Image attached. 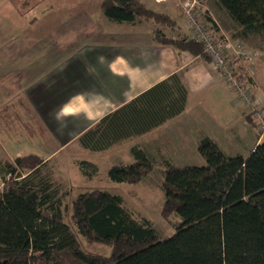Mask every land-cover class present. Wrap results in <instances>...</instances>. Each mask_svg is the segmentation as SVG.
<instances>
[{
	"label": "trees",
	"instance_id": "obj_1",
	"mask_svg": "<svg viewBox=\"0 0 264 264\" xmlns=\"http://www.w3.org/2000/svg\"><path fill=\"white\" fill-rule=\"evenodd\" d=\"M217 2L237 22L243 39L264 35V0ZM101 8L116 22L144 18L173 24L167 13L142 0H103ZM207 19L219 32L212 17ZM156 39L207 58L202 44L192 37H168L157 30ZM171 79L174 86L169 80L158 83L105 116L98 126L127 109L143 108L142 102L153 93H159L153 98L158 108L148 113L151 124L136 132L177 116L185 109L188 91L177 74ZM155 104L150 103V109ZM245 118L254 124L252 112ZM129 131L122 128L119 137L125 138ZM198 150L206 159L204 165L165 163L161 212L168 219L174 213L181 218L168 238H161L149 219L136 218L120 194L100 188L79 193L67 220L64 193L48 160L33 152L13 161L0 158L9 174L0 191V264H264V138L248 156L227 154L209 136L200 140ZM132 152V162L109 168L111 180L138 183L152 172L154 160L138 147ZM79 163L89 177L98 172L86 168L89 161ZM79 235L89 242L110 244L111 255L84 250Z\"/></svg>",
	"mask_w": 264,
	"mask_h": 264
},
{
	"label": "crops",
	"instance_id": "obj_2",
	"mask_svg": "<svg viewBox=\"0 0 264 264\" xmlns=\"http://www.w3.org/2000/svg\"><path fill=\"white\" fill-rule=\"evenodd\" d=\"M68 1L64 8L48 11L44 6L38 14L33 12L30 24L11 26L16 35L0 50V107L6 103L12 108L14 120L7 124L14 130L12 141H31L26 153L48 160L71 149L74 155H88L79 162L89 161L86 168L95 167L99 174L102 165L109 170L132 162L134 157H121L133 156V147L152 159V155H176L188 149L196 154L200 140L209 136L229 154L224 143L250 135L249 155L263 139L245 118L243 102L228 90L209 59L156 39L157 30L168 37H192L183 0H142L167 13L172 25L144 18L116 22L101 8L103 0ZM210 14L219 33L233 34L211 9ZM36 15L40 18H33ZM47 15H54L52 25ZM174 74L188 91L180 114L144 133L136 132L151 124L149 114L158 108L153 98L159 93H153L144 99L143 108L127 109L98 126L105 116L158 83L169 80L174 86ZM150 103L156 106L150 109ZM218 118L230 122L221 130L214 125ZM122 128L130 129L125 138L119 137ZM49 144L55 147L48 148ZM235 151L229 155L242 154Z\"/></svg>",
	"mask_w": 264,
	"mask_h": 264
},
{
	"label": "rangeland",
	"instance_id": "obj_3",
	"mask_svg": "<svg viewBox=\"0 0 264 264\" xmlns=\"http://www.w3.org/2000/svg\"><path fill=\"white\" fill-rule=\"evenodd\" d=\"M66 2L68 3L69 1L0 0V50H2L4 45H6L7 41L12 39V35L15 34L10 31L11 26L18 24H30L29 18H32L31 14L33 12L38 14V10H42L44 6L47 7L48 11L50 7L64 8L65 5L63 4ZM35 5V8H32V10L29 9V7ZM207 6L209 10L206 8ZM200 7L203 8L206 15L209 16L211 15V9L218 17V20L224 21L228 28L230 26L233 30V34L226 35L230 36L231 39L239 40L245 43L248 49L254 50L252 60L246 61L242 58H237L235 60V64L237 65L238 72L248 79L251 84V94L253 96V100L249 104L243 103L245 107L244 109H246V113L252 112V117L254 119V124L252 125L256 128L260 137L262 136L264 138V128L262 127L264 124L262 121L263 119L261 120V118L253 112L254 110L261 111L264 118V35L250 34L247 39H243L238 35L239 27L237 26V22L230 16L229 12L224 7L218 4L217 0H207L206 2L203 1V3L200 2ZM28 12H30V15H28ZM33 18L40 17L36 15V17L33 16ZM54 19V15H47L48 25H52V20ZM226 84L228 86V90L235 94V90L232 89L227 82ZM235 95L237 97V94ZM11 110L12 108L10 105L6 103H3L0 107V158L2 160L9 159L13 161L16 158H11L13 155L24 154L27 152V148L30 146L31 141L29 142L28 139L23 138H17L12 141L10 132L14 130L8 128L7 126L8 123L14 120V114ZM213 115L214 114H212V116ZM225 119L218 118L217 123L214 125L221 127L222 130L230 122L229 118ZM252 129L254 130L253 127ZM50 139L51 138L49 136V141ZM252 140L253 136L249 135L243 140L240 139L233 142V144L228 143V141L222 144L229 154H234L237 152L235 150H238V152L244 154L243 156H248L247 154L249 152V148L252 146ZM47 147L54 148L55 145L49 144ZM69 151H62L47 161L48 167L53 170V175L59 182L62 193H64L65 215L67 220L70 219L71 203L79 193L100 188L112 193L120 194L123 197L124 206L131 210L136 218L149 219L152 225L157 229L161 238H168L173 235L176 232L175 225L181 221V218L175 213L168 219L165 218L161 212L163 202L165 200L162 183L164 179L166 161H171L179 166L206 164V159L200 154L199 150L196 154H193V151L188 149L186 152L176 155H152L155 167L142 181L138 183L116 182L109 178L108 169L103 165L99 174H95L93 177L85 175L77 165L79 164V159H83L88 155H74L71 152V149ZM121 158L129 160L133 159V156L122 155ZM8 178V172L5 168H3V166H0V191L3 189L4 180ZM79 239L81 241V247L88 252L102 254L105 256H110L112 253V246L110 244L89 242L81 235H79Z\"/></svg>",
	"mask_w": 264,
	"mask_h": 264
},
{
	"label": "built area",
	"instance_id": "obj_4",
	"mask_svg": "<svg viewBox=\"0 0 264 264\" xmlns=\"http://www.w3.org/2000/svg\"><path fill=\"white\" fill-rule=\"evenodd\" d=\"M182 8L192 38L202 44L203 52L213 68L235 90L241 102L251 103V84L238 72L235 60H252L254 50L248 49L247 45L239 40H233L230 36L215 31L207 19L205 10L200 7V0H183ZM255 111L264 122L261 111ZM262 127L264 128V124Z\"/></svg>",
	"mask_w": 264,
	"mask_h": 264
}]
</instances>
